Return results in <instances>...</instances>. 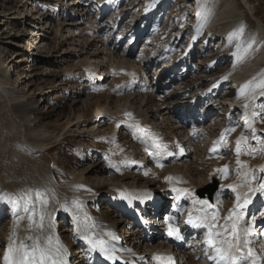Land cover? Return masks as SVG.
<instances>
[{
    "label": "rangeland",
    "instance_id": "rangeland-1",
    "mask_svg": "<svg viewBox=\"0 0 264 264\" xmlns=\"http://www.w3.org/2000/svg\"><path fill=\"white\" fill-rule=\"evenodd\" d=\"M165 1L0 0V102L6 104L0 105V145L15 134L21 150L44 157L53 171L46 188L20 186L30 176L6 167L0 151V264L14 224L30 218L35 225L40 211L46 213L47 245L54 239L63 254L70 248L64 264H94L80 240L87 231L80 229L82 217L103 223V230L89 228L97 237L114 228L123 254L152 264L154 247L163 249L167 234L159 228L150 244L145 221L115 205L122 198L112 192L121 188L144 203L161 200L152 222L173 210L179 264L212 260L202 234L195 239L190 231V209L223 243L233 239L231 226L240 223L245 196L264 184V0H203L214 4L206 12L197 0ZM186 101L196 104L193 112L182 110ZM16 105L26 107L20 116ZM117 111L129 119L109 117ZM192 115L199 122L187 126ZM160 141L168 148L162 154ZM121 173L128 179L119 180ZM10 178L19 185L6 186ZM74 190L80 201L66 197ZM72 203L74 217L67 212ZM260 205L242 220L243 231L261 216ZM230 213L233 219L226 220ZM251 227L258 264H264L261 224ZM56 256L58 262L62 255Z\"/></svg>",
    "mask_w": 264,
    "mask_h": 264
},
{
    "label": "bare ground",
    "instance_id": "bare-ground-1",
    "mask_svg": "<svg viewBox=\"0 0 264 264\" xmlns=\"http://www.w3.org/2000/svg\"><path fill=\"white\" fill-rule=\"evenodd\" d=\"M197 4H198V9H203L205 12L206 11H210L212 8H213V5L214 4H209V5H205V4H203V0H197ZM204 5H205V9H204ZM199 17V16H198ZM204 21V20H203ZM73 32L76 30V29H71ZM258 35V34H257ZM258 39V38H257ZM90 65V64H89ZM250 66V65H249ZM96 71H97V69H96ZM94 73V72H93ZM96 73V72H95ZM98 73V72H97ZM227 82V81H226ZM224 85H227L226 83L224 84ZM118 86H120V85H118ZM228 86V85H227ZM1 96H0V100H1ZM108 98V97H107ZM3 102L4 101H2V103L0 102V105L2 104V105H4L3 107H5L6 108V104H3ZM1 105V106H2ZM26 110V107L24 106V105H16L14 108H13V112L15 113V114H17V116H20V113H22V112H24ZM128 115H130V114H128ZM109 117H111V118H113V120H115V121H118V122H122V121H125L126 119H129V117L127 116V114L124 112V111H117L114 115H112V116H110L109 115ZM133 119V118H132ZM131 119V120H132ZM9 123V122H8ZM117 123V122H116ZM116 125V124H115ZM100 126H102V125H100ZM117 126V125H116ZM115 126V127H116ZM11 130V129H10ZM7 137H8V135H6ZM189 136H190V139H192V138H194V134H189ZM9 138H11V142H9V143H6V142H4L3 144H1L0 145V151H2V152H4V154H3V159L5 160V158H6V167H8L9 169H12V167L13 166H15L16 167V169H15V171H23L24 170V172L26 173L27 172V174L30 176V177H28V178H30L29 180L28 179H25V180H23V182H27V183H23V182H20L19 184H20V186L22 185V184H26L25 186H34V185H38L39 186V188H46V186L44 185L45 183H47L48 182V180H47V178H46V176L48 175V172H50L49 170H48V165H46V159L44 158V157H42V156H40V155H37V156H35V157H33V155L32 156H30V154H28L27 153V151L26 150H21L20 149V147L18 146V142L20 141L19 140V137H17L15 134L13 135V136H11V137H9ZM7 139V138H6ZM2 140V139H1ZM198 140V139H197ZM21 146V145H20ZM49 149H51V147H49ZM16 151V152H15ZM7 152H8V156H7ZM11 152V153H10ZM205 152V151H204ZM2 154V153H1ZM205 154V153H204ZM203 154V155H204ZM244 154H245V157H247L248 155H249V153L247 152V151H245L244 152ZM206 155V154H205ZM208 158V157H207ZM206 163V162H205ZM219 163V162H218ZM235 165L234 164H229V165H227V168H231V167H234ZM200 167V166H199ZM101 168V169H100ZM200 169V168H199ZM198 169V170H199ZM100 170H104L102 167H99V168H97V167H95V171L94 172H98V171H100ZM197 170V171H198ZM163 171H164V167H161L160 168V176L162 175V173H163ZM165 171H166V169H165ZM261 171H264V167H263V169L261 170ZM194 172H195V169H194ZM200 172V171H199ZM50 173H53V171H51ZM126 174H128V173H126ZM13 175V174H12ZM19 175V177H21V175L20 174H18ZM27 175V176H28ZM158 175V174H157ZM17 176V175H16ZM163 176V175H162ZM13 177V176H12ZM15 177V176H14ZM119 177L120 178H118L119 180H122V179H126L127 178V176L125 175V174H123V173H121V174H119ZM150 177V176H149ZM168 177V176H167ZM169 177H170V175H169ZM9 178V177H8ZM140 178V177H139ZM138 178V179H139ZM128 179V178H127ZM148 179H150V178H148ZM148 179H147V182H148ZM161 179V178H160ZM5 180H7V179H5ZM15 180V179H14ZM13 180V181H14ZM18 180V179H17ZM152 180V179H151ZM188 180H189V178H188ZM206 180V179H205ZM205 180H204V182H205ZM0 181H2V180H0ZM123 181V180H122ZM146 182V183H147ZM204 182H202V183H204ZM43 183V184H42ZM141 183V182H140ZM145 183V182H144ZM149 183V182H148ZM170 183H177L176 181H174V180H171V182ZM19 184H16V183H11V178H10V182L9 181H6L5 182V185L6 186H9V185H11L12 187H16V186H18ZM201 184V183H200ZM264 185V184H263ZM5 186V187H6ZM37 186V187H38ZM101 187H103V185H101V186H96V187H94L95 189V191H99L100 189H101ZM124 187V186H123ZM192 187V186H191ZM4 188V187H3ZM124 188H121V190L120 189H118V190H114V192H112V194L113 195H116V196H119L120 198H122V205L120 206L119 204L120 203H116L115 202V205H118L119 207H122L123 205H125V206H123L122 208H121V211L125 214V215H127V211L128 210H131L130 208L132 207L133 209L135 208V209H137L138 210V208L136 207L137 205V203L136 202H139L138 200H135L134 198L135 197H133V193H132V195L130 194V193H125L124 192ZM259 190V189H258ZM75 192H69V193H67V192H65V193H67V195H66V197L67 198H70L71 200H78V201H80L79 200V196H78V192L79 191H77V193H76V190H74ZM82 191V190H81ZM247 191H248V189H247ZM250 191V190H249ZM248 191V194H247V196H245L246 198H245V200H248L249 202L245 205L244 203H243V211L241 210L240 212H242L241 214H240V216L239 217H243L244 215H245V213H246V211H247V209H248V206H249V204L250 203H253L254 202V197L255 196H257L258 195V193H257V191H256V188H255V190H252V191H250L249 192ZM262 192H263V190H262ZM262 192H260L259 194H261ZM88 193V192H87ZM164 193V192H163ZM247 193V192H246ZM62 194H63V192H61V198L62 197H65V196H62ZM115 196V197H116ZM139 196H140V194H139ZM137 197V196H136ZM158 197H160V196H158ZM140 198V197H139ZM143 198V197H142ZM142 198L141 199H139L141 202H142ZM63 199V198H62ZM69 199V200H70ZM27 201V205H28V203L30 202V200L29 199H26ZM92 200V199H91ZM95 200V199H94ZM158 200V198H153L152 199V201H153V205H151V207H154V209H156L157 208V201ZM243 200V199H242ZM90 201V200H89ZM88 201V202H89ZM100 200H98L97 199V201L95 202V203H98ZM127 201V202H126ZM151 201V202H152ZM256 204V203H255ZM254 204V205H255ZM51 205L54 207V202H51ZM98 205V204H97ZM51 206V207H52ZM70 206V209H68L67 210V212H69L70 213V215H72V213H71V209H72V207L74 208V209H76L75 208V206H74V204L72 203L71 205H69ZM242 206V205H241ZM28 209H30V205H28ZM56 207V206H55ZM54 207V208H55ZM92 208V206H90L89 205V209H91ZM238 209V208H237ZM56 211H58V209L56 208ZM55 211V214H57V212ZM129 212V211H128ZM44 211H40L39 212V218H40V220L36 223L35 222V225L33 224V222H32V220H30V218L26 221V222H16L15 224H14V226H13V228H12V235H11V241H9L10 242V245H11V247H12V249L14 250L13 251V253H12V258L13 259H15V258H17V257H19V256H22L23 255V252L25 251V250H27V251H31L33 248L32 247H29L30 245H36V247L34 248V249H40V250H43L45 253H47V255H48V258L46 259V261H45V264H52V261L53 260H55L56 261V254L58 253V254H60V255H62V258L57 262V264H60L61 262H63V261H65V255L60 251V248L58 247V245L56 244V241H54V239L53 240H50L51 242L49 243V245H47V243H48V240H47V242L45 243V241L46 240H44L43 239V237L44 236H46L49 232H48V228H47V225H48V223H47V221L46 220H44V217L46 216V213H44ZM237 213V212H236ZM239 213V212H238ZM54 214V213H53ZM148 214V213H147ZM243 214V215H242ZM62 215H64L62 212L59 214V215H57V220L58 219H60V217L62 216ZM79 215H81L80 213H79ZM233 215H235V213H233ZM83 216V215H82ZM262 217H264V213L261 215ZM72 217H74L73 215H72ZM84 220H83V223H82V225H80V229L81 230H84V231H86V233H85V236H84V239H86V241H84V242H89L90 240H93V243H94V247L96 246V247H101V244L99 243V242H103V246L104 247H108V248H111V249H113L114 250V248H115V245H113V244H108V243H106L107 242V240L105 239V237H106V232H105V230H104V234L102 233V234H100L99 232V235H98V233H97V235L99 236V237H95L94 235L95 234H93L92 233V231L90 230V232H89V228H92L93 227V225H94V227H95V229L97 230H103V223L101 222V221H99V222H86L85 220V217H82ZM170 218V219H169ZM193 219H195V218H193ZM232 219H233V217H232ZM236 219V218H235ZM175 220H176V218L173 216V215H170V216H168V221H169V225H172V226H174V222H175ZM237 220H238V218H237ZM240 220V219H239ZM82 222V221H81ZM120 222V221H119ZM123 222V221H122ZM253 222H257V220H251L250 222H249V224H250V227L253 225ZM63 223L61 222V221H59L58 222V228H56V231H58V229H59V227L62 225ZM81 224V223H80ZM91 224V225H90ZM93 224V225H92ZM92 226V227H91ZM112 226V225H111ZM243 226H241V223H239L237 226H236V240L237 241H234V242H232V244H231V246H230V248H231V254H232V256H234L233 254H234V252H233V249L235 248V247H237L238 245H240V244H242L245 240L249 243L250 242V239L248 238V237H246L245 235L247 234V232L249 233V229H246L245 231H243L241 228H242ZM38 228V229H37ZM36 229V230H35ZM114 229V228H113ZM169 229V227L167 226L166 227V230H168ZM175 229H176V227H175ZM263 229V231H262V233H261V237H263L264 236V227L262 228ZM39 230V231H38ZM36 232V233H35ZM39 232H40V234H39ZM251 233V232H250ZM35 234H37L36 236L39 238V239H35ZM40 235V236H39ZM119 234L117 233L116 235H114V237L116 236V239H120V236H118ZM49 236V235H48ZM51 236V235H50ZM83 236V235H82ZM110 236V235H109ZM36 237V238H37ZM95 237V238H94ZM47 238V237H46ZM90 239V240H89ZM38 240H43L44 241V244H42V242L43 241H41V243L38 241ZM126 241V240H125ZM181 241V240H180ZM230 242V241H229ZM113 243V242H112ZM47 246H46V245ZM9 245V246H10ZM21 245H23L24 247L22 248L21 247ZM168 248H171L172 250H174V251H177V248H176V246H174V245H172V244H165ZM154 248H156V247H154ZM220 248H222V250H223V247L221 246ZM225 248V247H224ZM8 251V250H7ZM152 251V250H151ZM161 252V251H160ZM256 252V251H255ZM74 253V252H73ZM163 253H167L166 251L165 252H163ZM181 254V253H180ZM230 254V253H229ZM37 255H38V253H37ZM75 255V254H74ZM97 255V254H96ZM159 255V254H158ZM76 256V255H75ZM183 258V257H182ZM143 259V258H142ZM160 259V257L159 256H157V260H159ZM189 259V258H188ZM180 260H183V259H180ZM190 260V259H189ZM243 260H245V259H243ZM254 260V259H253ZM237 261V260H236ZM96 262V261H95ZM141 262V261H140ZM140 262H139V264H140ZM104 263H106V261H104ZM129 263H130V261H129ZM182 263V262H181ZM189 263V262H188ZM142 264V263H141ZM158 264V263H157ZM185 264V263H184ZM187 264V263H186ZM257 264V263H256Z\"/></svg>",
    "mask_w": 264,
    "mask_h": 264
},
{
    "label": "snow or ice",
    "instance_id": "snow-or-ice-1",
    "mask_svg": "<svg viewBox=\"0 0 264 264\" xmlns=\"http://www.w3.org/2000/svg\"><path fill=\"white\" fill-rule=\"evenodd\" d=\"M264 86V82H262V85ZM157 147H159V145H156ZM158 166H162L159 165ZM223 171V170H222ZM170 179V178H168ZM261 189H264V185L260 186ZM173 191H179L181 194H185L187 193L186 189H173ZM237 199H239V197H237ZM249 201L245 200L244 204L246 205ZM201 203H207L206 201H203ZM238 207H242L239 206ZM215 218V217H214ZM232 218V213L229 214V217H226L225 219H231ZM170 219V218H169ZM189 223H193L194 227H207L209 229V235L207 237V243L209 245L210 248L213 247V245L215 244H223V240L217 241L213 239L214 234L212 233V227L213 225L211 224H204V223H200V222H193L192 217H189ZM170 227V231H169V235H173V234H177L176 230L173 229L171 227V225H169ZM221 227H227V225L225 226H221ZM231 232L234 238H236V224H232L231 226ZM177 238H179L178 234H177ZM101 244V252L106 253V249L103 247V242H99ZM21 247L23 248L24 246L21 245ZM13 249L11 247V245L9 246L8 251L5 253V262L6 264H45L46 259L48 258L47 253H45L43 250H39V249H32L31 251H27L25 250L23 252L22 256H19L15 259L12 258V253H13ZM38 253V255H37ZM249 254H251V250L249 249ZM110 258V257H109ZM163 260V258H161ZM210 259H218L219 261H223L224 264H236V260L237 257L235 256H231L230 254H226L225 252H223L222 248L220 247H216L214 248V255L212 257H210ZM52 264H57V261L53 260ZM170 264V262H169Z\"/></svg>",
    "mask_w": 264,
    "mask_h": 264
},
{
    "label": "water",
    "instance_id": "water-1",
    "mask_svg": "<svg viewBox=\"0 0 264 264\" xmlns=\"http://www.w3.org/2000/svg\"><path fill=\"white\" fill-rule=\"evenodd\" d=\"M212 194V192L210 193V195Z\"/></svg>",
    "mask_w": 264,
    "mask_h": 264
}]
</instances>
